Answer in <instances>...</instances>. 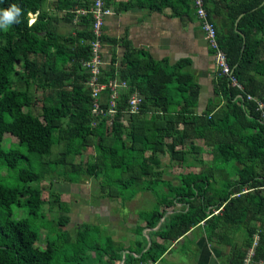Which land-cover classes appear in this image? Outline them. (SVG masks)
<instances>
[{
  "label": "trees",
  "instance_id": "1",
  "mask_svg": "<svg viewBox=\"0 0 264 264\" xmlns=\"http://www.w3.org/2000/svg\"><path fill=\"white\" fill-rule=\"evenodd\" d=\"M94 1L0 0V160L15 162L8 169L14 175L0 186L8 199L4 203L0 198V264L156 263L195 228L221 245L222 264H242L256 239L254 259L264 261V123L256 104L246 101V94L264 100V1L205 0L209 16H221L219 46L232 74L245 82L242 93L218 76L213 89L219 100L209 101L198 114L200 86L186 71L187 59L169 65L124 42L122 58L117 62L113 55L112 65L103 70V82L114 78L129 86L115 99L118 111L110 127L109 118L92 114L88 73L82 66L90 58L92 16L77 11L90 10ZM109 1L104 0L107 6ZM190 1L133 4L161 12L174 4L187 10ZM129 7L117 4L114 10ZM31 14L36 16L30 25ZM59 24L70 28L67 36L60 35ZM16 63L22 64L20 71ZM13 76L23 84L10 87ZM30 87H35L33 94ZM134 91L143 97L141 111L127 116L126 101ZM42 93L37 119L30 108L33 96ZM63 120L69 123L67 129H60ZM7 135L18 141L15 147L3 146ZM89 139L93 156L85 165L75 163ZM186 140H202L216 155L174 185L163 179L159 154L180 165L185 157L176 147ZM59 144L62 154L50 161L52 148ZM51 163L69 183L96 179L99 198L119 199L122 209L137 194H151L154 206L138 212L145 226L136 229L139 235L151 229L148 243L126 248L110 236L98 242L90 236L97 227L87 223L77 225L70 236L63 230L70 206L60 193H51L47 215L40 196L27 185L28 179L48 174ZM158 185L166 191L160 192ZM16 210H25L26 217L17 218ZM41 230L55 235L53 248L37 247ZM193 243L183 244L180 251L195 254Z\"/></svg>",
  "mask_w": 264,
  "mask_h": 264
},
{
  "label": "rangeland",
  "instance_id": "2",
  "mask_svg": "<svg viewBox=\"0 0 264 264\" xmlns=\"http://www.w3.org/2000/svg\"><path fill=\"white\" fill-rule=\"evenodd\" d=\"M32 21V18H30L29 22L31 23ZM59 25L58 31L60 35L62 37L67 36L70 28L66 24ZM21 66V63H16L15 69L20 71ZM20 84H23V81L13 76L10 87L15 88ZM34 89L35 87H30V92ZM43 97L44 93L35 94L32 98L33 102L30 111L37 119H40ZM24 110L27 111L29 108H25ZM203 110V107L201 109L199 106L196 107L198 114L202 113ZM68 127V121L63 120L60 129H67ZM17 142L18 141L14 137L7 135L5 136L3 146L6 149H10L15 147ZM176 149L184 153L185 158L180 165H177L176 162H171L167 155L159 154V158L162 162L163 179L171 181L174 185H179L183 178L190 176L194 172L200 171L203 165L211 163L216 155L212 147L205 145L202 140H186L183 145L176 147ZM62 152V144L54 146L52 148L50 161L59 158ZM93 154L94 145L89 139L83 154L75 157L73 161L75 163L82 162L85 165L90 161ZM14 163L13 158H4L0 160V186H3L4 182H8L14 175L13 171L8 170L14 167ZM48 171L49 173L43 177H35L33 180H27V185L35 194L40 196L42 201L40 208L44 214L49 215L48 202L51 199V193L59 192L61 200L70 206V212L67 213L70 221L63 227V230L67 231L70 236H73V231L77 225L87 223L97 227L96 231H91L90 236L94 237L98 242H104L105 237L110 236L113 240L122 243L126 248L129 245L132 248L134 247L133 242H136V239L138 240L136 229L142 227L143 224V226H145V223L138 218V212L140 210L149 211L153 208L155 199L151 194H137L132 201L124 204V209H122L119 199L110 200L108 198H99V189L96 179L84 177L78 184H72L65 181L66 179L63 178V176H60L59 169H55L53 163L48 165ZM232 180H234V178ZM158 189L160 192L166 191V187L163 185H158ZM0 198L4 203L8 202V199L3 197L2 189L0 190ZM16 212L17 218L26 217L25 210H16ZM198 238L194 241L195 245ZM55 239V235L41 230L37 247L40 249L53 248ZM220 259L223 261L221 257ZM100 260H104V258L100 257ZM148 264H151V262H148Z\"/></svg>",
  "mask_w": 264,
  "mask_h": 264
},
{
  "label": "crops",
  "instance_id": "3",
  "mask_svg": "<svg viewBox=\"0 0 264 264\" xmlns=\"http://www.w3.org/2000/svg\"><path fill=\"white\" fill-rule=\"evenodd\" d=\"M135 2L136 0H110L109 6L113 10L117 4L130 7L118 12L114 10V13L105 19L106 42L101 53L105 62L104 68L111 66L113 55L116 56L117 62L122 58L126 50L124 42L132 48L145 50L156 60L167 61L169 65L187 59L189 66L186 71L200 86L197 106L205 110L209 101H218L213 89L216 76L212 52L203 38L191 1L187 10L182 4H174V7H166L161 12L138 7L133 4ZM214 21L219 27L221 16L215 15ZM112 40H116V44H113ZM170 211L171 209L168 212ZM149 231V228L143 229L142 236L136 233V242L147 244ZM196 238L198 241L192 246L195 254H184L180 251L183 244L192 243ZM222 249L216 239L208 241L202 230L195 228L171 245L158 262L151 264H222Z\"/></svg>",
  "mask_w": 264,
  "mask_h": 264
},
{
  "label": "built area",
  "instance_id": "4",
  "mask_svg": "<svg viewBox=\"0 0 264 264\" xmlns=\"http://www.w3.org/2000/svg\"><path fill=\"white\" fill-rule=\"evenodd\" d=\"M264 1V0H262ZM194 15L198 21L203 38L207 43L208 48L212 51L214 61L215 78L218 76L226 77L230 86L237 89L239 92L244 91L245 82H240L231 72L227 55L220 48L217 38V25L211 16H209L205 4V0H191ZM89 12L92 16L91 34L92 39L89 42L90 58L82 62V66L88 73V79L85 86L90 90V95L93 101L92 114L94 116L109 118L107 120L108 127L112 126V118L117 113L116 100L120 92L129 89L126 81L117 79H108L102 81L105 62L102 58V47L104 45V25L105 19L113 14L110 7L106 6L103 0H95L90 10L82 11V14ZM112 65V64H111ZM115 67L117 64H114ZM109 93L107 101H103V96ZM143 97L138 91H134L126 101L125 115H136L141 111ZM246 101L256 104V111L260 112V119L264 123V100L251 94H246ZM203 224V223H202ZM257 239L252 247L248 250L242 264H264L263 260H255V247Z\"/></svg>",
  "mask_w": 264,
  "mask_h": 264
},
{
  "label": "clouds",
  "instance_id": "5",
  "mask_svg": "<svg viewBox=\"0 0 264 264\" xmlns=\"http://www.w3.org/2000/svg\"><path fill=\"white\" fill-rule=\"evenodd\" d=\"M103 1H104V0H103ZM104 3H105V2H104ZM105 5H106V4H105ZM106 6H107V5H106ZM108 7H110V6H108ZM110 8H111V7H110ZM111 9H112V8H111ZM112 11H113V13H114V10H113V9H112ZM77 13L82 14V11H77ZM35 16H36V15H32V14L30 15V18H32V20H33L31 23L29 22L30 25L34 22V20H35ZM104 26H105V25H104ZM104 38H105V35L103 36V40H104ZM104 44H105V40H104Z\"/></svg>",
  "mask_w": 264,
  "mask_h": 264
},
{
  "label": "water",
  "instance_id": "6",
  "mask_svg": "<svg viewBox=\"0 0 264 264\" xmlns=\"http://www.w3.org/2000/svg\"><path fill=\"white\" fill-rule=\"evenodd\" d=\"M162 221V220H161Z\"/></svg>",
  "mask_w": 264,
  "mask_h": 264
}]
</instances>
